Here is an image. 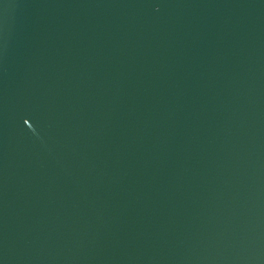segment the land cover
<instances>
[{
	"label": "water",
	"instance_id": "1",
	"mask_svg": "<svg viewBox=\"0 0 264 264\" xmlns=\"http://www.w3.org/2000/svg\"><path fill=\"white\" fill-rule=\"evenodd\" d=\"M0 264H264V0H0Z\"/></svg>",
	"mask_w": 264,
	"mask_h": 264
}]
</instances>
